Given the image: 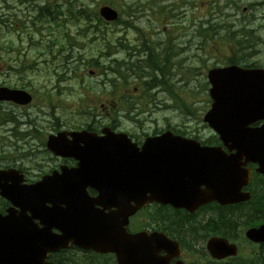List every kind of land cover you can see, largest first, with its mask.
I'll return each mask as SVG.
<instances>
[{
  "label": "water",
  "instance_id": "1",
  "mask_svg": "<svg viewBox=\"0 0 264 264\" xmlns=\"http://www.w3.org/2000/svg\"><path fill=\"white\" fill-rule=\"evenodd\" d=\"M99 12L107 20L117 17L108 6ZM207 79L212 103L203 121L229 154L221 146L200 147L196 140L171 131L148 136L141 146L108 128L99 136L78 132L67 153L68 144L56 145L50 137L48 149L57 155L74 156L77 166L53 171L24 187L0 191L19 207L0 214V264H51L45 258L48 252L66 246L65 234L101 233L99 228L107 224L104 219L94 217L97 219L90 224L80 216L70 220L62 209L84 206L88 186L97 191L88 203L116 206L126 220L148 201L180 206L202 196L220 204L248 200L241 188L251 174L240 168L241 161L257 163L256 171L264 175V123L251 126L264 118V68L216 67L208 71ZM0 99L28 103L31 96L23 90L0 87ZM201 184L205 186L202 190ZM34 219H39L41 226ZM52 228L60 233H53ZM245 234L252 241L264 242V225ZM102 241L108 242L106 250L116 254L119 264H169L179 255L178 244L165 235L152 238L139 232L127 237L108 236ZM157 245H164L166 255L157 256ZM207 247L218 258L237 252L234 244L221 238H211Z\"/></svg>",
  "mask_w": 264,
  "mask_h": 264
},
{
  "label": "rangeland",
  "instance_id": "2",
  "mask_svg": "<svg viewBox=\"0 0 264 264\" xmlns=\"http://www.w3.org/2000/svg\"><path fill=\"white\" fill-rule=\"evenodd\" d=\"M57 1L58 4L65 0H1L0 15L11 14V19L19 24L27 20L26 26H30L29 20L34 15L32 9L35 5H43L46 2ZM213 0H78L88 8V15L95 12L103 3L114 7L120 14L121 20L128 21V25L100 23L95 33L89 32L86 37L78 36L74 54L82 56L81 63L87 60L97 59L98 55L105 50V45H109L112 57L121 60L129 57L132 60H142L147 51L143 45H149L158 58L165 60V53L162 50V43L172 37L173 50L166 58L165 73L161 71H151L145 68L144 72L139 70L141 78H136L133 74L126 72L125 78L119 75H100L91 67H86L77 76L63 74L54 68L61 66V57L56 55L55 60L50 62L44 60L43 56L36 55L34 42L47 39V30L42 26L40 33H36L33 27H24L21 33L13 31L5 33L0 37V70L7 69L8 72H0V86L5 85L10 88L24 89L32 94V101L26 106L13 107L3 104L15 116L18 115L20 121L30 119L34 127L39 129L41 134L54 133V127L76 128L83 124L90 123L95 127L109 125L111 121L115 127L125 131L135 138H142L145 134H156L164 129H172L176 132H184L185 136H198L202 138L213 137L214 132L202 121V116L209 107L207 71L212 67H220L228 64L229 58L241 55L236 52L233 44H228L220 35L206 37L200 34L199 30L204 27L205 21L210 24L224 23L219 14L210 16L209 9ZM226 7L222 14L233 15L228 23L238 26V19L244 14V8L239 4V0H221L218 6ZM237 4L238 9H233L230 3ZM128 11L130 15L127 16ZM214 10H211V13ZM246 11V15H250ZM3 16L2 18H4ZM65 19V18H63ZM237 19V20H236ZM62 19L59 18L58 21ZM91 21L88 20V23ZM96 25L95 22H90ZM259 25V23L257 24ZM39 27V24L36 25ZM52 25L50 31L61 42L64 39V30L60 28L55 31ZM65 27L71 35L83 30L85 25L79 22L77 25L66 23ZM31 31L33 33H31ZM258 39L255 44L248 49L253 51L259 49L257 56L251 54L247 58V63L254 65L264 64V26H261L255 34ZM78 44L83 48L78 49ZM99 61H105L98 58ZM16 67L9 66L10 61ZM34 64H31L32 61ZM126 60V59H125ZM75 62L73 65H76ZM129 62L128 65L130 66ZM239 64V63H238ZM243 64V63H241ZM23 66L22 68H20ZM129 66L127 68H129ZM118 71H124L119 68ZM143 76V77H142ZM156 76L157 79L145 84ZM118 77V81H126L120 84L118 101L121 99H131L136 101L135 112L126 113V105L114 103L109 89L100 90L95 82L109 78ZM124 79V80H123ZM90 84L91 93L88 97L90 105V116L80 114L78 105L82 98V85ZM101 87H104L102 85ZM20 103V102H19ZM183 104L191 114L184 113L178 109V105ZM2 115L0 109V116ZM4 122L0 119V125ZM22 129H30L21 125ZM180 132H179V131ZM46 134L44 137L48 135ZM181 134V133H180ZM31 146L38 147L40 157L44 156L41 142L35 138H28ZM21 144V142H20ZM22 151L29 148V144L22 142ZM243 233H240L238 241L243 244V253L248 249L243 241ZM242 240V241H241Z\"/></svg>",
  "mask_w": 264,
  "mask_h": 264
},
{
  "label": "flooded vegetation",
  "instance_id": "3",
  "mask_svg": "<svg viewBox=\"0 0 264 264\" xmlns=\"http://www.w3.org/2000/svg\"><path fill=\"white\" fill-rule=\"evenodd\" d=\"M218 1L221 2V0ZM239 4L243 6L245 11L242 18L240 40L237 42L236 46V52L240 54L241 57L237 58L232 56L229 61H234V63H239V65L264 66V64L254 65L252 63H247V58L251 54L254 53L253 56H257L260 53L259 49H254L253 51H248V49H250L258 39V37L254 35L255 32L261 26H264V0H239ZM226 5L227 2L224 7L213 9L214 14L216 16L219 14L221 17L232 16L230 13L222 14ZM230 6L233 9H238L237 4L234 2H231ZM246 11H249L251 14L246 15ZM258 23L259 25H257ZM162 44L164 45L162 47L163 51L173 47V44L168 41ZM147 52L149 54V50H147ZM6 103L13 105L11 102H0V109L2 112L0 119L5 125L10 123L7 121L8 117H14V115L8 111V108L3 105ZM261 123L262 121H257L253 125L260 126ZM18 125H16L15 128H18ZM24 125H26V123ZM108 126L112 130H119L115 127L113 121H111ZM15 128L9 129L8 134L14 135V137L20 136L18 138L15 137V139L19 140L16 142V145H19V142L24 140L25 145L29 144L30 151H36L37 147L31 146L30 141L27 139L31 136V133L18 134L15 133ZM101 128L102 127L98 128L95 126H80L79 129H85V131L89 133L100 134ZM194 139L199 142L201 146L222 145V141L218 138L195 137ZM40 145H42L41 142H39V146ZM43 145L46 151H48L46 142ZM223 150L226 151V148H223ZM46 151L45 156L42 158L32 155L33 159H30L31 154H13L5 158L8 163H0V168L13 167L20 169L25 175L22 182L30 183L38 180L46 173L58 170L61 166L67 168L75 167L76 161L72 157L54 156L49 151V153ZM25 160H29L30 163H23ZM241 163V169L251 170L250 181L241 188L242 192H248L250 194V199L248 201H240L234 204H220L214 200L209 201L208 198L200 202H193L190 206H175L163 202H158L157 204L149 203L134 216L130 217L128 224L115 222L109 231L113 234L125 232L133 234L140 231H145L148 234L164 233L180 244V259L184 264H264L263 242L253 244L247 240H243L250 248L245 257L238 252L239 255L217 259L212 257L206 248L210 238L225 237L230 242L235 243L238 246V251H240L243 244L238 241V237L242 231V226L244 227L252 224H255L253 226H259L264 224V175L256 171L258 168L257 163L245 162V164H243L244 160H242ZM32 172H35V174H32ZM8 183H10V181ZM201 188H203V186H201ZM86 190L88 198H94L97 194L96 191L90 187ZM10 205L8 201L0 197V212L2 214L6 212ZM115 209L114 207L105 208L94 206L92 208H87V212L89 214H98L107 219V215L111 218V213ZM238 209L247 210L240 214L244 219L252 213V220L246 219L229 226V218H233L234 212ZM90 241L99 243L101 239L96 235H85L78 240V244L70 242L67 248L50 253L48 260L53 264H117L114 253L108 251L100 252L92 248H83L85 245L89 244ZM104 246L107 248L105 244ZM160 254L164 253L161 252ZM176 260L177 259L174 258L170 260V263L174 264Z\"/></svg>",
  "mask_w": 264,
  "mask_h": 264
},
{
  "label": "trees",
  "instance_id": "4",
  "mask_svg": "<svg viewBox=\"0 0 264 264\" xmlns=\"http://www.w3.org/2000/svg\"><path fill=\"white\" fill-rule=\"evenodd\" d=\"M55 5H56V3L54 2V3H53V7H55ZM52 12H53V10L48 9V7H46L45 5H43V6H39V5H37V10H36V12H35V19H36L37 22H42V21L45 19V22H44L43 24L53 22V23H56L57 26H59L60 23H59L58 19L60 18V16L57 15V14H53ZM81 12H82V10L79 11V13H81ZM52 14H53V15H52ZM129 15H130V12H129ZM65 16L67 17V20H73V19L77 20V15H73V9H68V11H67V13L65 14ZM83 16H84L85 19H87L88 12H87V8H86V6H84V15H83ZM91 19H94V20H96V21L99 20V18H98V16H97L96 13H95V14H92ZM8 24H9V23H8L7 20L0 21V30H1L2 27H4V26H5L6 30L8 29V31L14 29V28H12V27L10 28ZM24 27H27V26L25 25V22H24V21H21V23H20L18 29H22V28H24ZM48 28H50V25H48ZM37 30H38V32H39V31H40V28H38ZM203 32H204V30H203ZM69 40H70V37H68V38L66 39V41H69ZM59 44H60V43H59ZM54 45H58V40L56 41V39H54V38L51 39V41L47 42L46 45H44V43H43L44 50H45L48 54H53V53H54V50H53V46H54ZM145 47L147 48L148 46H145ZM61 50H62V48H59V49L57 50V52H60ZM172 50H173V47L164 50V52L168 54V55L165 54V60H161V59H159L157 53H152V54L148 57V59H147L146 62H145V60L142 62L141 66H140V68H139L140 72H141V71L144 72V70H145V68H146V69L151 70V71H156V70H157V71H161V70L163 69V70H164V73H165L166 58L169 57V56L171 55ZM37 51H38V52H41V50H37ZM144 62H145V64H144ZM231 62L234 63V61H231ZM67 66H68V68H65V69H64V71H66V72H67L68 69L70 68V65H69V64H67L66 67H67ZM70 70L73 71V68H70ZM145 84H146V83H145ZM184 110H185L187 113H189V110H188L186 107H184ZM7 119L10 120V121H14V122H15V120H14L12 117H8ZM35 135H37V133H36ZM213 137H215V136H213ZM0 152H2V151H0ZM23 154H29V152H25V153H23ZM246 211H247V210H245V209H238V210H236V211L234 212V217H233V218H231V217L229 218L230 220H229L228 225L230 226V225H232V224H234V223H236V222L239 223V222L244 221V220H246V219H251V220H252V213L249 214V215L246 217V219L242 218V216H241L240 214H241L242 212H246Z\"/></svg>",
  "mask_w": 264,
  "mask_h": 264
}]
</instances>
